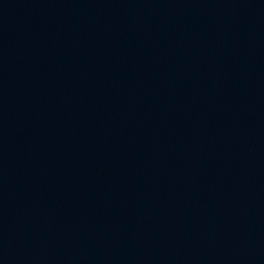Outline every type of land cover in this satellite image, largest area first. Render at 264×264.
I'll use <instances>...</instances> for the list:
<instances>
[{
  "label": "water",
  "instance_id": "obj_1",
  "mask_svg": "<svg viewBox=\"0 0 264 264\" xmlns=\"http://www.w3.org/2000/svg\"><path fill=\"white\" fill-rule=\"evenodd\" d=\"M0 264H264V0H0Z\"/></svg>",
  "mask_w": 264,
  "mask_h": 264
}]
</instances>
